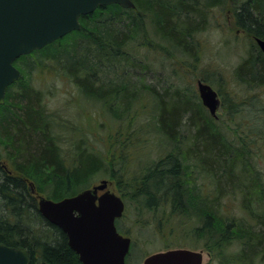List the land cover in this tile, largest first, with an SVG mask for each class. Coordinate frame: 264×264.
I'll return each instance as SVG.
<instances>
[{
  "label": "trees",
  "instance_id": "trees-1",
  "mask_svg": "<svg viewBox=\"0 0 264 264\" xmlns=\"http://www.w3.org/2000/svg\"><path fill=\"white\" fill-rule=\"evenodd\" d=\"M131 1L134 9L112 4L81 16L80 30L14 61L21 78L7 87L4 103L0 105V146L10 163V173L0 166V244L25 248L29 264H81L76 253L69 248L66 235L39 214L30 184L35 194L46 193L47 198L58 201L85 189L94 177L113 178L120 185L119 177L123 175L126 177V188L121 187L120 192L131 191L129 198L143 210L158 209L161 214L166 211L163 221L169 214L171 217L183 215L182 165L175 151L138 168L140 171L135 170L134 165L129 167L130 159L140 149V145L136 144L142 139L145 128L143 122L136 124L133 120L137 115L142 117L145 108L139 105V113L132 109L134 101L141 100L140 95L138 92L128 93V81L120 79V82H112L115 77L110 75L118 74L122 62H128L131 41L143 32L145 17L155 22L156 32L162 38L184 54L192 55L190 45L194 35L203 31V26L191 18L201 8L196 0ZM239 1L208 0L207 4L221 8L231 5L236 27L252 38L264 39V0H242L238 5ZM252 43L253 46L235 68L239 83L250 89L264 86V55L254 40ZM36 54H39L41 64H59L64 76L71 80L84 98L94 99L106 112L107 106L112 120H125L124 128L110 127L104 138L96 140L82 128L57 120L58 117L45 108L41 92L33 87L29 77L26 80V71L20 64L27 66ZM112 67L117 70H112ZM105 78H108L109 84H106ZM253 98L255 100L256 96L251 95ZM156 102L157 112L152 118L156 122L158 138H164L175 150L185 140L181 127L186 125L191 129L193 143L200 144L199 153L211 159L210 167L214 171L203 166L206 172L213 177L222 172L231 173L234 155L224 147L222 135L214 129L199 104L197 107L179 97L165 100L160 96ZM97 143H104L103 148L97 147ZM198 154L192 150L188 156L197 158ZM245 209L249 210L247 206ZM212 218V215H206L203 223L206 230H212L218 224L216 220L211 225ZM118 230L122 232L120 228ZM245 230L247 232L241 234L245 237L236 258L230 262L220 261L221 264H254V243H264V233ZM219 231L224 236L221 224ZM186 233L180 235L183 240L188 238ZM180 245L167 243L166 248L183 247Z\"/></svg>",
  "mask_w": 264,
  "mask_h": 264
},
{
  "label": "rangeland",
  "instance_id": "rangeland-1",
  "mask_svg": "<svg viewBox=\"0 0 264 264\" xmlns=\"http://www.w3.org/2000/svg\"><path fill=\"white\" fill-rule=\"evenodd\" d=\"M196 1L201 10L197 9L198 14L191 19L194 22L198 20L203 31L194 35L189 48L192 55L184 54L162 38L156 32L155 22L145 17L143 32L131 41L128 62H122L119 70L112 67V70L119 71L110 75L115 77L112 82H120V79L128 81V93L138 92L141 97V100L134 101L131 108L138 113L139 105L145 108L142 117L137 115L133 120L136 124L143 122L145 128L142 139L136 144L140 145V149L130 159L132 161H128L129 167L134 165L135 170L143 168L174 151L182 165L179 175L183 215L171 217L169 214L165 221L166 211L163 214L158 209L145 211L129 198L131 191L120 192L121 187L126 188V177L123 175L119 177L120 185L113 178L99 175L85 186L90 188L101 180H107L108 189L122 198L125 211L117 226L124 236L131 238L126 264H141L147 255L165 251L169 249L166 244L173 242L181 243L183 248L202 251L203 264L230 262L240 250L245 237L241 234L245 229L264 233V86L250 89L239 83L235 75L236 66L253 46V38L236 27L231 5L221 8L208 5V0ZM39 58V54H36L35 58H30L27 66L20 64L26 71V80L29 77L33 87L41 92L45 108L58 117L57 120L82 128L96 140L104 138L110 127L124 128L125 120H112L107 106L106 112L94 99L84 98L71 80L64 76L59 64H41ZM200 78L211 80L206 83L220 99L215 118L201 104L197 91ZM105 82L110 83L108 78H105ZM251 95L256 96L255 100L251 99ZM159 96L165 100L179 97L203 108V114H207L214 129L222 135L224 147L234 155L231 173H218L214 178L206 172V168L214 171L210 167L211 159L199 153L200 144L193 143L192 133L189 132L191 129L186 125L181 127L185 140L175 150L164 138H158L152 116L157 112L156 98ZM113 105L116 107L115 103ZM95 145L103 148L104 143ZM192 150L199 153L198 159L193 155L188 156ZM5 153L0 146V160L9 166ZM41 195L48 197L46 193ZM34 198L37 205V196ZM208 214L213 216L211 225L219 221L212 230H206L203 224ZM220 224L224 236L219 231ZM178 227L180 229L175 231ZM185 231L188 238L183 240L180 235ZM254 247L256 251L252 263L264 264L263 241L254 243Z\"/></svg>",
  "mask_w": 264,
  "mask_h": 264
},
{
  "label": "water",
  "instance_id": "water-1",
  "mask_svg": "<svg viewBox=\"0 0 264 264\" xmlns=\"http://www.w3.org/2000/svg\"><path fill=\"white\" fill-rule=\"evenodd\" d=\"M111 4L134 7L131 0H0V105L6 88L21 77L15 59L79 30L81 16ZM254 41L264 54V39L255 37ZM197 91L202 105L215 116L220 105L216 91L200 80ZM107 186V180H101L59 201L38 196V212L66 235L81 264H126L130 238L120 235L115 227L124 203ZM202 260L201 251L177 248L150 254L142 264H202ZM0 264H29L28 252L0 244Z\"/></svg>",
  "mask_w": 264,
  "mask_h": 264
},
{
  "label": "flooded vegetation",
  "instance_id": "flooded-vegetation-1",
  "mask_svg": "<svg viewBox=\"0 0 264 264\" xmlns=\"http://www.w3.org/2000/svg\"><path fill=\"white\" fill-rule=\"evenodd\" d=\"M3 161L2 160H0V166L1 167H3L5 170H7L9 173H10V171H9V166H7L6 164H4V163H2ZM101 194V192H98V195H100Z\"/></svg>",
  "mask_w": 264,
  "mask_h": 264
}]
</instances>
